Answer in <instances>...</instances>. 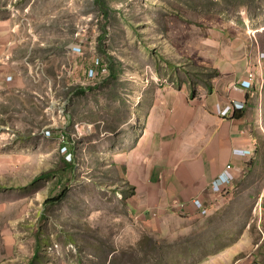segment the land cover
I'll use <instances>...</instances> for the list:
<instances>
[{
    "label": "rangeland",
    "instance_id": "374dc122",
    "mask_svg": "<svg viewBox=\"0 0 264 264\" xmlns=\"http://www.w3.org/2000/svg\"><path fill=\"white\" fill-rule=\"evenodd\" d=\"M110 5L105 17L95 0H0L2 38L17 46L18 61L10 66L21 71L0 101V264H264L256 193L238 189L194 221L136 214L125 193L132 186L127 152L154 134L165 89L181 91L186 82L191 93L192 80V97L203 103L212 93L205 81L217 72L228 38L249 45L253 55L264 48V0ZM102 35L114 58L125 62L119 81L86 79L95 58L107 61L98 50ZM75 46L83 52H73ZM165 54L173 68L158 59ZM63 112L71 115L65 132L72 159L63 155ZM72 123L94 124L95 132L75 142ZM234 184L246 189L250 179ZM63 190L65 197L47 202ZM176 202L169 210L177 212Z\"/></svg>",
    "mask_w": 264,
    "mask_h": 264
},
{
    "label": "crops",
    "instance_id": "0c3cea01",
    "mask_svg": "<svg viewBox=\"0 0 264 264\" xmlns=\"http://www.w3.org/2000/svg\"><path fill=\"white\" fill-rule=\"evenodd\" d=\"M5 33L6 30L0 26L2 102L12 83L18 81L17 77L21 79L20 68L10 66L18 61L17 46H8V37L2 38ZM223 35L228 36L226 33ZM233 40L228 38L221 47L222 51L219 50L223 56L214 64L218 75L213 80L212 93L202 96L207 97V101L197 103L192 92H186V82L181 91L167 87L166 108H163L158 126L154 127V134L149 139L147 135L143 136L127 152L126 177L130 185L136 188L135 195L130 197L136 214H148L147 218L159 214L166 219L177 216L194 221L199 216L191 207L193 200H203L212 210L219 207L221 202L232 199L239 189L257 194L253 200L256 201L257 211L264 216V181L261 184L257 182L260 176H264V58L260 57L264 48L259 47L253 55L249 45H239ZM251 71L257 75L254 86L243 90L240 85L248 79ZM9 77H12L10 82L7 81ZM233 100L246 105L238 112L240 116L221 117L216 105L224 106ZM228 164L240 167L236 173L233 172L234 176L241 186L250 179V187L247 185L246 189H241L233 184L229 198H219L211 190V183ZM254 183L257 188L252 189ZM174 201L186 204L188 210H169ZM148 208L154 210V214H149Z\"/></svg>",
    "mask_w": 264,
    "mask_h": 264
},
{
    "label": "built area",
    "instance_id": "2783aa9c",
    "mask_svg": "<svg viewBox=\"0 0 264 264\" xmlns=\"http://www.w3.org/2000/svg\"><path fill=\"white\" fill-rule=\"evenodd\" d=\"M73 52L82 53L83 49L81 46H75ZM260 57L264 58V53H262ZM101 75L104 76V78L106 76H109V69H108V65L104 63L103 59L97 57L95 58L91 68L86 70L85 76L87 80L94 82L100 79ZM255 79H256L255 73L251 71L248 74V79L244 80L241 83L240 88H242L243 90L251 88ZM11 80L12 77H9L7 81L10 82ZM245 106L246 105L244 103H239L233 100L224 106L221 104H217L216 110L221 117L228 118V117H233L235 114H237V112L243 110ZM61 115L64 119V126L60 131L61 141L63 144L62 149L65 150L63 155L65 157L69 156L72 159L73 156L72 148L69 147L71 142L67 136L68 134L65 132V129L69 126V123L71 121V115L70 113H66V112H63ZM52 127L53 126L47 127V130H45L44 133L47 134L48 136L52 135ZM72 127L74 132L71 135V137L73 136L74 138L73 140L75 142L80 140L82 137L91 135L95 132L94 124L72 123ZM238 151L240 152V150H237V152ZM239 169L240 167L238 168L236 164H228L225 167L223 173L211 183V190L213 191L214 194L217 195V197L221 198L226 196L228 198L231 190L234 187L233 185L234 181L236 180V176H234L233 172L236 173V171H238ZM174 207H176L178 211L188 210V206L186 204H181V203L178 204V202H176V205ZM191 207L192 209H194V211L198 216L205 217L210 214V208L201 199L193 200L191 202Z\"/></svg>",
    "mask_w": 264,
    "mask_h": 264
},
{
    "label": "trees",
    "instance_id": "16d2710c",
    "mask_svg": "<svg viewBox=\"0 0 264 264\" xmlns=\"http://www.w3.org/2000/svg\"><path fill=\"white\" fill-rule=\"evenodd\" d=\"M95 4L100 8V10L102 11V15L105 16V17H108L111 12H112V9H111V5H110V0H95ZM105 35V34H104ZM106 36H101V41H100V44L98 46V50L100 53H102L106 59H107V63L104 61V63H106L108 65V69H109V77L107 80L109 81H112V80H115V81H119L120 78L122 77L123 73H124V64L125 62L121 59H115L114 56L111 54V51H110V48L107 49L105 47V44L102 43V40L103 38H105ZM143 45L145 46V48L149 49V45L147 44V42H143ZM166 57V54L165 55H159L158 56V59H165L167 60L168 64L171 65V67L173 68V65L175 64V62L173 61H169L168 58H165ZM102 59V58H101ZM180 68H183L184 69V72L185 73H189L188 75H190V72L189 70L187 69V67H184V65H182ZM177 73V72H176ZM218 75V72H215L214 75L212 76L211 80H208V81H205L206 84H207V88L209 89V91L212 90V87H213V80L214 78ZM190 76H188V80L190 81ZM102 82H97V84L95 86H99L100 87V84ZM182 82L178 84V86H181ZM190 87L192 89V95H195L196 92H197V89H196V84L191 80L190 82ZM78 91H82V93H85L84 89H79ZM237 116H240V114L237 112V114H235ZM68 166H71V164H67V167ZM49 178L50 177V174H43L42 176H40V178ZM60 184H62V180L59 181ZM129 183V182H128ZM63 194H61L60 196H58V198H54V199H50V200H47V202H50V201H58V199H62L63 197H65L67 191L66 190H63L62 192ZM126 196L127 197H131L135 194V188L133 186H127L126 188ZM123 194V193H120V195ZM121 197L123 198V195H121ZM42 242V240H41ZM41 242H40V245H41ZM39 253V250L37 251V253L35 254L34 258L37 259L38 258V254ZM35 264V262L33 263Z\"/></svg>",
    "mask_w": 264,
    "mask_h": 264
}]
</instances>
